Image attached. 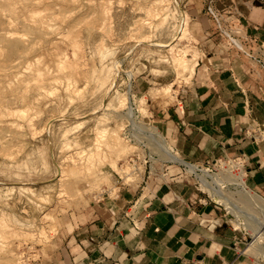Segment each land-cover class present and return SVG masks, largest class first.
<instances>
[{"label": "rangeland", "instance_id": "1", "mask_svg": "<svg viewBox=\"0 0 264 264\" xmlns=\"http://www.w3.org/2000/svg\"><path fill=\"white\" fill-rule=\"evenodd\" d=\"M11 1L0 0V264H71L77 225L179 162L169 151L182 159L165 119L201 56L199 27L252 50L224 0ZM242 187L204 192L242 230V264H264V199Z\"/></svg>", "mask_w": 264, "mask_h": 264}, {"label": "crops", "instance_id": "2", "mask_svg": "<svg viewBox=\"0 0 264 264\" xmlns=\"http://www.w3.org/2000/svg\"><path fill=\"white\" fill-rule=\"evenodd\" d=\"M229 3L252 56L235 50L211 21L200 26L201 56L165 130L192 163L243 154L245 187L264 199V146L246 135L264 125V0L223 2ZM161 171L138 195L127 189L111 212L76 226L71 264H242L243 232L225 206L200 190L179 162Z\"/></svg>", "mask_w": 264, "mask_h": 264}, {"label": "built area", "instance_id": "3", "mask_svg": "<svg viewBox=\"0 0 264 264\" xmlns=\"http://www.w3.org/2000/svg\"><path fill=\"white\" fill-rule=\"evenodd\" d=\"M234 29L235 28L233 26V31ZM219 30L222 33L221 35L229 38L233 45L243 51L242 43L238 36H236L235 33H232L233 35L230 34L232 32L231 29L221 27ZM247 55L252 56V53ZM246 135L251 138L253 142L261 143L264 146V125L261 127L257 126L254 130H247ZM179 164L183 173L192 176L196 180L197 186L202 191H211L214 195L216 194L217 196H220L218 191V193H216L214 190H210L206 187V185L209 184L210 186H215V189L220 192L225 186H243L242 188L244 192L246 194L249 193L246 190L247 188L245 187L244 182V176L246 174V158L243 154H237L235 156H221L205 165L192 163L182 158V161H179Z\"/></svg>", "mask_w": 264, "mask_h": 264}, {"label": "bare ground", "instance_id": "4", "mask_svg": "<svg viewBox=\"0 0 264 264\" xmlns=\"http://www.w3.org/2000/svg\"><path fill=\"white\" fill-rule=\"evenodd\" d=\"M10 1H11V0H10ZM11 2L14 3V2H16V0H15V1H11ZM17 2H18V1H17ZM21 2H22V1H21ZM21 2H18L17 6H20V5H21ZM9 4H10V3H9ZM14 4H15L14 6H16V3H14ZM19 4H20V5H19ZM24 4H25V3H24ZM31 4H32V3H31ZM11 5H12V4H11ZM11 5H10V6H11ZM21 6H23V5H21ZM2 10H3V9H2ZM59 46H60V45H58V46L54 49V52H55V53L53 52V56H54V55L56 56V57H55V56L53 57V58H55V60H52V61H53V62H52V63H53V66H54L55 68H58V67L60 66V61H61L60 59H61V57H62V51H63L62 49H63V48H61L62 46H60V47H59ZM50 62H51V61H50ZM46 63H48V62H45L44 64L46 65ZM52 63H51V64L48 63V64L52 65ZM48 64H47V65H48ZM42 66H43V65H42ZM48 66H49V65H48ZM50 67H51V66H49V69H48L49 71H50L51 69H52V70L55 69V68H51V69H50ZM45 68H46V67L44 66V69H45ZM47 68H48V67H47ZM52 70H51V72H53ZM51 72H50V73H51ZM169 153H170V155L172 156L173 160H176V161H182V159L178 158V157L175 155V153H172L171 151H169ZM191 168H192V167H191ZM202 177H203V176H202ZM206 187H208V189H210V190H214V192H216V193L219 192L218 194H219L221 197H223V194H221V192H220L219 190L215 189V188H216L215 186H210L209 184H207ZM217 191H218V192H217ZM247 194L249 195L250 193H247ZM256 200L258 201V203L262 204V200H261L260 198H257ZM259 201H260V202H259ZM261 222H262V221H261ZM261 222H259V224H260L261 227H259V229H258V231H257L258 234H261V233L264 231V230L262 229L263 225L261 224Z\"/></svg>", "mask_w": 264, "mask_h": 264}]
</instances>
